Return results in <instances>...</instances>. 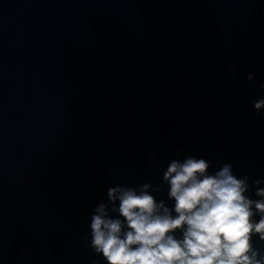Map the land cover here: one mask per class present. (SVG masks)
Here are the masks:
<instances>
[{
  "label": "water",
  "instance_id": "water-1",
  "mask_svg": "<svg viewBox=\"0 0 264 264\" xmlns=\"http://www.w3.org/2000/svg\"><path fill=\"white\" fill-rule=\"evenodd\" d=\"M260 98L264 0H0V264H106L95 207L144 183L173 207V159L259 199Z\"/></svg>",
  "mask_w": 264,
  "mask_h": 264
},
{
  "label": "clouds",
  "instance_id": "clouds-1",
  "mask_svg": "<svg viewBox=\"0 0 264 264\" xmlns=\"http://www.w3.org/2000/svg\"><path fill=\"white\" fill-rule=\"evenodd\" d=\"M254 74L247 75V82ZM264 109V98L254 102ZM210 162L173 159L163 173L168 207L153 192L160 187L116 185L107 189V202L94 209L89 246L106 264H264V188L256 185L252 199L249 177L238 178L231 164L209 173ZM118 213V217L112 214ZM259 216V220H254ZM180 233L178 238L176 233Z\"/></svg>",
  "mask_w": 264,
  "mask_h": 264
}]
</instances>
